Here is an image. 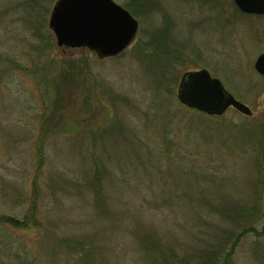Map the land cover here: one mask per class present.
I'll use <instances>...</instances> for the list:
<instances>
[{
  "label": "rangeland",
  "instance_id": "obj_1",
  "mask_svg": "<svg viewBox=\"0 0 264 264\" xmlns=\"http://www.w3.org/2000/svg\"><path fill=\"white\" fill-rule=\"evenodd\" d=\"M31 1L0 0V215L27 222H0V264H193L231 230L220 257L264 264V16L116 0L139 29L99 58L57 45L53 0ZM199 67L251 112L180 102V75Z\"/></svg>",
  "mask_w": 264,
  "mask_h": 264
},
{
  "label": "water",
  "instance_id": "obj_2",
  "mask_svg": "<svg viewBox=\"0 0 264 264\" xmlns=\"http://www.w3.org/2000/svg\"><path fill=\"white\" fill-rule=\"evenodd\" d=\"M249 12H264V0H234ZM47 25L59 46L87 47L99 58L119 55L134 41L138 18L116 0H53ZM264 75V51L254 61ZM176 96L184 105L208 114H221L233 106L250 113V106L236 98L206 67L188 69L180 75Z\"/></svg>",
  "mask_w": 264,
  "mask_h": 264
},
{
  "label": "trees",
  "instance_id": "obj_3",
  "mask_svg": "<svg viewBox=\"0 0 264 264\" xmlns=\"http://www.w3.org/2000/svg\"><path fill=\"white\" fill-rule=\"evenodd\" d=\"M35 3H37V0H32L29 4L34 7ZM238 208L239 207L234 209V211H232V209H231V212L228 211V213H229L228 215H235V217H237V215H241V213L252 214L257 210L254 206L246 207L245 210L238 209ZM241 210L244 212H240ZM219 211H220V209H219ZM0 222L1 223H9V224H12L15 226H22V225L27 223L26 218L20 219L16 216H13L10 214H1L0 215ZM240 233L241 232H238L237 235L232 237L233 230H231L229 232L227 231V235L225 236V238L221 241V243L219 245H217L215 247H210L209 249H207L205 251V252H207V255L205 257H203L201 260H199L197 262H193V264H231V262L227 258L226 253L225 254L223 253L224 255L221 258L219 252H232L235 244L237 243V241L239 239ZM143 242H145V241H143ZM158 247H161V245L156 240H154V243L151 246V248L154 252H170V250H172V247L170 250L168 247H165V249H162V250ZM172 252H175V251L172 250ZM187 263H188V261L185 260L184 258H183V260L180 259L179 264H187Z\"/></svg>",
  "mask_w": 264,
  "mask_h": 264
},
{
  "label": "flooded vegetation",
  "instance_id": "obj_4",
  "mask_svg": "<svg viewBox=\"0 0 264 264\" xmlns=\"http://www.w3.org/2000/svg\"><path fill=\"white\" fill-rule=\"evenodd\" d=\"M235 2V1H234ZM236 4V3H235ZM237 5V4H236ZM238 9L245 14H249V15H254V16H264V12H249V11H243L239 8V6L237 5ZM263 52V51H262Z\"/></svg>",
  "mask_w": 264,
  "mask_h": 264
},
{
  "label": "bare ground",
  "instance_id": "obj_5",
  "mask_svg": "<svg viewBox=\"0 0 264 264\" xmlns=\"http://www.w3.org/2000/svg\"><path fill=\"white\" fill-rule=\"evenodd\" d=\"M236 109V108H235ZM245 115V114H244Z\"/></svg>",
  "mask_w": 264,
  "mask_h": 264
}]
</instances>
